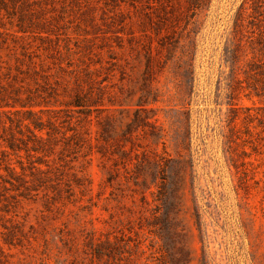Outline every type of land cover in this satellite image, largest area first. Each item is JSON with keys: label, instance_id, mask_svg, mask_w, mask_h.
<instances>
[{"label": "rangeland", "instance_id": "374dc122", "mask_svg": "<svg viewBox=\"0 0 264 264\" xmlns=\"http://www.w3.org/2000/svg\"><path fill=\"white\" fill-rule=\"evenodd\" d=\"M0 264H264V0H0Z\"/></svg>", "mask_w": 264, "mask_h": 264}]
</instances>
